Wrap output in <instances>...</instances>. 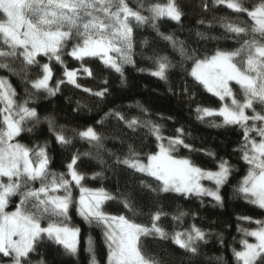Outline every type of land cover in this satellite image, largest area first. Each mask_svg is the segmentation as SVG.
I'll use <instances>...</instances> for the list:
<instances>
[{
	"label": "snow or ice",
	"instance_id": "1",
	"mask_svg": "<svg viewBox=\"0 0 264 264\" xmlns=\"http://www.w3.org/2000/svg\"><path fill=\"white\" fill-rule=\"evenodd\" d=\"M213 3L225 5L235 13H246L252 24L245 27L224 22L222 26L234 34L239 47L230 51L217 49L210 57L201 58L195 49L189 52L183 41L158 29L157 21L162 18L177 23L181 21L183 13L176 0L148 5L146 10L149 15L139 10L144 8L143 4L138 10H133L126 0H0V69L20 74L11 67V63L5 61H19L20 72L23 73L29 66H37L41 74L29 83L36 91L42 90L49 96L55 95L59 85L65 82L80 88L77 82L80 70H69L67 67L63 72L65 79L57 81L55 88L50 87L52 69L48 63L41 64L37 59L38 56H47L50 61L55 59L63 64V49L69 42L75 41L68 53L71 57L76 60L100 57L106 67L120 73L123 78V66L133 63V21L136 26L150 24L157 35L180 55L181 63L192 61L188 74L196 82L221 101L230 99V104L224 103L218 109L197 105L194 109L196 119L204 122L205 118L222 117V124L213 123L211 126L235 125L242 128L241 158L249 167L236 192L251 204L264 209V0L250 9L243 5L242 0H213ZM197 35L202 36L201 33ZM142 43L147 44L148 41L145 39ZM149 59L154 65L150 74L166 81L168 71L175 66L173 62L167 55L159 53H154ZM82 71L87 76L93 75L88 67L82 66ZM230 81L239 85L242 99L236 98L229 86ZM83 91L102 98L108 90L84 88ZM182 91L189 95V99L194 98L187 85ZM15 96V89L7 78L0 77V255L9 257L10 264H31L30 254L45 239L62 246L66 254L74 256L78 253L80 230L64 223L73 203V183L80 191L76 201L79 215L104 230L108 248L107 264H161L145 254L141 245L142 237L171 239L175 245L192 255L198 253L200 242L207 243V233L195 225L184 231L168 233L159 222L169 213H165L161 207L149 212L150 226L135 223L123 215L111 216L102 211L103 202L113 197L104 189H90L82 185L85 175L76 168L80 158L78 152L67 164L66 174L51 172L46 145L29 148L13 142L24 130L26 122L35 121L34 128L40 120L36 108L28 107V100L18 104ZM257 105L260 106L259 110ZM138 107L141 112H147L142 106ZM246 110H251L252 114H246ZM107 116L122 122L133 137L141 130H146L157 142L159 150L147 155V163L143 162L131 143L128 144L127 154L116 157V163L131 170L132 174L139 173L158 182L153 187L141 179L139 184L142 188L150 189L157 195L175 193L182 197H211L217 204L223 203L220 189L232 171L229 161L220 158L216 170L202 169L189 159L173 155L180 147L192 150V146L185 142L190 133H186L183 127L177 128L175 135L165 137L161 126L150 119H141L139 116L129 118L115 110H110ZM44 119L48 121L49 131L55 135L58 143H72V139L64 134L63 126L57 130L50 116ZM33 128L27 130L32 131ZM74 134L93 144L99 156L104 139L101 133L93 127H87L82 131H74ZM208 154L215 156L210 150ZM100 175L102 173H94L93 178ZM203 180L211 181L215 187H205L201 183ZM36 181L39 187L32 186ZM61 192L62 195L58 194ZM13 196H19V203L14 211H6ZM123 204L133 214L136 213V206L129 197L124 196ZM186 215L185 212H178L172 218L182 222ZM43 219L49 220L46 227L41 224ZM242 219L251 220V217ZM254 222L258 225L256 229H240L245 237L240 241L241 250L232 248L237 264H264V221ZM247 237H254L255 243L249 242ZM86 251L91 256L89 264H98L91 238ZM38 264H45V261L41 259Z\"/></svg>",
	"mask_w": 264,
	"mask_h": 264
},
{
	"label": "trees",
	"instance_id": "2",
	"mask_svg": "<svg viewBox=\"0 0 264 264\" xmlns=\"http://www.w3.org/2000/svg\"><path fill=\"white\" fill-rule=\"evenodd\" d=\"M126 2L133 10H138L143 4L144 8L139 10L142 14L149 15L146 10L148 5L157 2L165 4L167 0ZM259 2L260 0H242L243 5L249 9ZM176 3L183 13L181 21L177 23L166 17L162 18L157 21L158 29L161 33L172 34L175 39L183 41L189 52L195 49L201 58L210 57L217 49L230 51L239 47L234 34L227 32L222 26L224 22H233L245 27L252 24L246 13H235L225 5H215L213 0H176ZM197 33H201L202 36ZM133 38V63L123 66V78L120 73L106 67L100 57H85L83 60L71 57L68 53L75 41L69 42L63 49L61 57L63 64L55 59L50 61L47 56H38L41 64L48 63L52 69L50 87L55 88L57 81L65 79L63 77L65 67L69 70H80L77 76L80 88L65 82L59 85V90L52 96L31 87L29 81L37 79L41 74L37 66H29L26 73H23L20 72L19 61L15 63L5 61L11 63V67L20 74L0 69V77L7 78L15 89L17 103L28 100V107L36 108L40 118L34 128L35 121L26 122L23 125L24 130L15 138V142L29 148L46 145L50 158L49 170L56 174H66L67 164L72 156L80 153L76 168L85 175L81 183L84 187L104 189L111 194L113 199L104 201L101 206L102 211L111 216L123 215L135 223L150 226L149 212L161 207L165 213H169L159 222L168 233L184 231L192 225L207 233V243L200 242L196 255L181 249L171 239L142 237L141 245L145 254L154 257L161 264H237L232 248L237 250L242 248L240 241L244 233L240 229H256L258 225L254 221H264V209L251 204L236 192L249 167L241 158L243 130L235 125L211 126L213 123L222 124V117L198 121L194 112L197 105L218 109L222 103L188 74L192 61L185 60L181 63L180 55L157 35L150 24L136 26L133 21ZM145 39L148 41L147 44L142 43ZM154 53L167 55L175 65L168 71L166 81L150 74L154 65L149 57ZM82 66L88 67L93 75L87 76L83 73ZM185 85L190 93L194 94L193 99H189V95L182 91ZM84 88L93 91L107 88L108 91L101 98L84 92ZM232 89L237 99H242L240 87L232 84ZM138 105L147 109V112H141ZM259 107L257 105V110ZM110 110L118 111L129 118L139 116L141 119H150L161 126L165 137L175 135V130L183 127L186 133H190L185 142L192 146V150L180 147L173 155L189 159L202 169L216 170L220 158L229 161L232 171L228 181L220 189L223 203L217 204L207 197H182L175 193L157 195L150 189L142 188L139 184L141 179L153 187H156L158 182L139 173L132 174L131 170L116 163V157L127 154L128 144L131 143L145 161L148 154L159 150L157 142L146 130H141L133 137L122 122H118L112 116L106 117ZM246 114L251 115V110H246ZM45 116L53 119V127L57 130L63 126L64 134L72 139L71 144L62 145L56 141L55 135L49 131ZM249 123L251 124V121ZM87 127H93L104 137L99 156L93 144L74 134V131H82ZM28 128L33 130L28 131ZM251 135L259 140L255 133ZM208 150L214 152L215 156L209 155ZM85 153L91 155H84ZM94 173L102 175L93 178ZM32 186L39 187V182H33ZM124 196L129 197L135 204V214L124 207ZM75 200L76 198H73L68 218L64 223L68 227L80 230L78 253L74 256L66 254L62 246L45 239L37 246V250L30 254L31 264H38L41 259L45 264H89L91 256L86 251L89 238L92 240L98 264H107L108 248L104 230L78 214ZM18 203L19 196H13L6 211H14ZM178 212L187 213L182 222L174 221L172 218ZM243 217H251V220L242 219ZM48 222V219H43L41 224L46 227ZM217 257L223 259L217 260ZM0 264H10V258L0 255Z\"/></svg>",
	"mask_w": 264,
	"mask_h": 264
},
{
	"label": "rangeland",
	"instance_id": "3",
	"mask_svg": "<svg viewBox=\"0 0 264 264\" xmlns=\"http://www.w3.org/2000/svg\"><path fill=\"white\" fill-rule=\"evenodd\" d=\"M114 55V54H113ZM50 82V81H49ZM232 84H236L234 81H230L229 82V86L232 88ZM237 85V84H236ZM239 86V85H238ZM205 89V88H204ZM206 90V89H205ZM207 91V90H206ZM208 92V91H207ZM210 95H212V96H214V97H216V98H218L219 99V97H217V96H215V95H213L212 93H210V92H208ZM233 93H234V91H233ZM234 95H235V93H234ZM236 96V95H235ZM237 98V97H236ZM220 100V99H219ZM221 101V100H220ZM221 103H222V105L224 104V103H229L230 104V99H227L226 98V100L225 101H221ZM221 105V106H222ZM223 119V118H222ZM13 142H15V139H14V141ZM144 163H147V159L145 160V161H143ZM68 171V170H67ZM67 173V172H66ZM68 179H70V177H67ZM6 179V178H5ZM38 182V181H37ZM201 183L202 184H204V186L205 187H210V188H214L215 186H214V184L211 182V181H208V180H203V181H201ZM77 189V190H76ZM71 192H72V198H76V200H75V202L78 200V198H79V188L78 187H76L75 186V184L73 183V185H72V187H71ZM58 194H63L62 192L61 193H58ZM207 198H209V199H212L211 197H207ZM213 200V199H212ZM214 201V200H213ZM78 212V211H77ZM79 214V213H78ZM245 237H244V234H243V239H244ZM247 239L249 240V242H251V243H255V238L254 237H247Z\"/></svg>",
	"mask_w": 264,
	"mask_h": 264
}]
</instances>
